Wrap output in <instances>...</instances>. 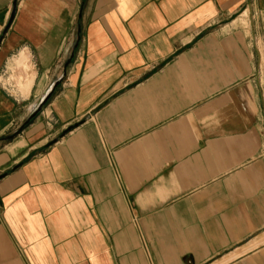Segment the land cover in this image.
<instances>
[{"label":"crops","instance_id":"0c3cea01","mask_svg":"<svg viewBox=\"0 0 264 264\" xmlns=\"http://www.w3.org/2000/svg\"><path fill=\"white\" fill-rule=\"evenodd\" d=\"M257 39L264 0H0V264H264Z\"/></svg>","mask_w":264,"mask_h":264},{"label":"rangeland","instance_id":"374dc122","mask_svg":"<svg viewBox=\"0 0 264 264\" xmlns=\"http://www.w3.org/2000/svg\"><path fill=\"white\" fill-rule=\"evenodd\" d=\"M255 46L257 47L258 50L263 52V56H260V64H261V71L264 73V41L261 39H257L255 42ZM10 83V82H9ZM14 83V82H12ZM16 83V81H15ZM20 84V82H19ZM12 90V88H10Z\"/></svg>","mask_w":264,"mask_h":264},{"label":"water","instance_id":"95a60500","mask_svg":"<svg viewBox=\"0 0 264 264\" xmlns=\"http://www.w3.org/2000/svg\"><path fill=\"white\" fill-rule=\"evenodd\" d=\"M47 97L42 99L41 102L33 109V111L31 112L29 119L26 121L28 122L30 120V118L34 117L37 113L41 112L43 110V107L47 101Z\"/></svg>","mask_w":264,"mask_h":264}]
</instances>
